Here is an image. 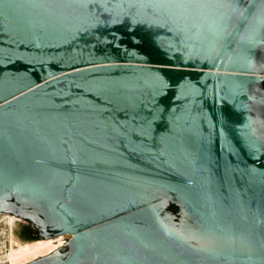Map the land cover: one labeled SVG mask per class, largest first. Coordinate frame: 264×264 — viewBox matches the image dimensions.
Listing matches in <instances>:
<instances>
[{
  "label": "water",
  "instance_id": "water-1",
  "mask_svg": "<svg viewBox=\"0 0 264 264\" xmlns=\"http://www.w3.org/2000/svg\"><path fill=\"white\" fill-rule=\"evenodd\" d=\"M264 0H0V218L25 264H264Z\"/></svg>",
  "mask_w": 264,
  "mask_h": 264
},
{
  "label": "rangeland",
  "instance_id": "rangeland-1",
  "mask_svg": "<svg viewBox=\"0 0 264 264\" xmlns=\"http://www.w3.org/2000/svg\"><path fill=\"white\" fill-rule=\"evenodd\" d=\"M18 229H19V224L17 223V221L14 220L11 222L9 217L7 216L0 218V261H5V264H12L10 256L14 250L18 249L19 246L30 245V244L36 243V242L22 241L17 236ZM68 240H69V237L66 239V243L68 242ZM59 243L61 242L59 241ZM59 243H56V242L52 243V245L55 247L53 248V250L61 248L65 245L64 244L63 246H59ZM53 250H51L50 252H52ZM43 255H38L36 257L43 256ZM32 259L33 258L26 260L20 264H25L31 261Z\"/></svg>",
  "mask_w": 264,
  "mask_h": 264
},
{
  "label": "bare ground",
  "instance_id": "bare-ground-1",
  "mask_svg": "<svg viewBox=\"0 0 264 264\" xmlns=\"http://www.w3.org/2000/svg\"><path fill=\"white\" fill-rule=\"evenodd\" d=\"M10 221H14L12 217H9ZM53 241L51 239L47 240H40L36 243L30 244V245H24L19 246L17 250H14L10 256L11 263L12 264H20L23 263L26 260H29L31 258L34 259V257L38 255H43L55 248L52 245Z\"/></svg>",
  "mask_w": 264,
  "mask_h": 264
},
{
  "label": "flooded vegetation",
  "instance_id": "flooded-vegetation-1",
  "mask_svg": "<svg viewBox=\"0 0 264 264\" xmlns=\"http://www.w3.org/2000/svg\"><path fill=\"white\" fill-rule=\"evenodd\" d=\"M19 224V229L17 231V236L22 240V241H27V242H38L40 241V239H34L31 234H30V229H29V237L27 236V234L24 233V229L23 226L24 224L18 223Z\"/></svg>",
  "mask_w": 264,
  "mask_h": 264
},
{
  "label": "built area",
  "instance_id": "built-area-1",
  "mask_svg": "<svg viewBox=\"0 0 264 264\" xmlns=\"http://www.w3.org/2000/svg\"><path fill=\"white\" fill-rule=\"evenodd\" d=\"M263 79H264V73L260 75ZM69 236H62V237H59V238H55V239H51L53 242H56V243H59V241L61 243H59V246H63L65 243H66V239L68 238ZM58 246V247H59ZM0 264H5V261H0Z\"/></svg>",
  "mask_w": 264,
  "mask_h": 264
},
{
  "label": "trees",
  "instance_id": "trees-1",
  "mask_svg": "<svg viewBox=\"0 0 264 264\" xmlns=\"http://www.w3.org/2000/svg\"><path fill=\"white\" fill-rule=\"evenodd\" d=\"M23 229H24V233L27 234L28 238H30L29 237V234H28V232H29V226L28 225H24L23 226Z\"/></svg>",
  "mask_w": 264,
  "mask_h": 264
}]
</instances>
